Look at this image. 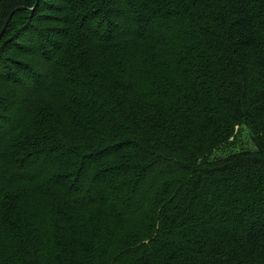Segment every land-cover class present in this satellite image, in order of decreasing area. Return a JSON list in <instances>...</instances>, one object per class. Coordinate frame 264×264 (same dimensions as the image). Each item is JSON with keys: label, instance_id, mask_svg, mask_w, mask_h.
<instances>
[{"label": "trees", "instance_id": "trees-1", "mask_svg": "<svg viewBox=\"0 0 264 264\" xmlns=\"http://www.w3.org/2000/svg\"><path fill=\"white\" fill-rule=\"evenodd\" d=\"M0 264H264V0H0Z\"/></svg>", "mask_w": 264, "mask_h": 264}, {"label": "rangeland", "instance_id": "rangeland-1", "mask_svg": "<svg viewBox=\"0 0 264 264\" xmlns=\"http://www.w3.org/2000/svg\"><path fill=\"white\" fill-rule=\"evenodd\" d=\"M246 132H244V134H243V144L245 145V146H247V147H251V143H250V141H249V138H248V136H247V134H245Z\"/></svg>", "mask_w": 264, "mask_h": 264}, {"label": "water", "instance_id": "water-1", "mask_svg": "<svg viewBox=\"0 0 264 264\" xmlns=\"http://www.w3.org/2000/svg\"><path fill=\"white\" fill-rule=\"evenodd\" d=\"M4 28H5V25H4V27H3V30H4Z\"/></svg>", "mask_w": 264, "mask_h": 264}]
</instances>
